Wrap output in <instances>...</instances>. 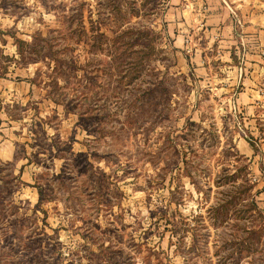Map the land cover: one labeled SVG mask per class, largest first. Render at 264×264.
Returning a JSON list of instances; mask_svg holds the SVG:
<instances>
[{
	"label": "rangeland",
	"instance_id": "374dc122",
	"mask_svg": "<svg viewBox=\"0 0 264 264\" xmlns=\"http://www.w3.org/2000/svg\"><path fill=\"white\" fill-rule=\"evenodd\" d=\"M106 1L0 0V185L26 182L8 184L0 264H264L260 216L238 217L264 208V35L195 69L168 0ZM78 12L144 32L132 83L78 39Z\"/></svg>",
	"mask_w": 264,
	"mask_h": 264
},
{
	"label": "crops",
	"instance_id": "0c3cea01",
	"mask_svg": "<svg viewBox=\"0 0 264 264\" xmlns=\"http://www.w3.org/2000/svg\"><path fill=\"white\" fill-rule=\"evenodd\" d=\"M173 9V44L191 48L194 68L205 60V49L216 46L218 58L236 57L240 38L264 35V0H168ZM181 19V21H178ZM178 25V27H177ZM188 41V43L186 42ZM190 41V43H189ZM191 62V63H192ZM204 67V66H203ZM205 68V67H204Z\"/></svg>",
	"mask_w": 264,
	"mask_h": 264
},
{
	"label": "trees",
	"instance_id": "16d2710c",
	"mask_svg": "<svg viewBox=\"0 0 264 264\" xmlns=\"http://www.w3.org/2000/svg\"><path fill=\"white\" fill-rule=\"evenodd\" d=\"M106 5L107 6L113 5L112 9H115L116 11L119 12L122 10V6H123L118 0H108L105 2L104 6ZM82 14L83 12L77 13L78 20H76L75 24L73 25V30L77 32L76 35L78 36V39H82V37L85 35L87 36L86 39L89 40L88 41L84 40V41L91 43L92 51L98 52L100 50H106L107 54H109L111 57L107 66L103 67L104 68L103 70L108 71L111 76L116 75L117 82H121L124 79L123 81L125 85L132 83V81H134L140 74H142L144 69L147 67L146 64L147 62H145L146 60L144 61L142 58V54H141L142 48L136 47V45L141 44L140 42L141 40H139V38L141 37V35H144V32L140 30L138 32L141 35L140 34L136 35L137 33L136 29H134L133 27H129L116 33L113 37H110L104 31L100 30L99 25L98 26L96 25L97 20L93 19L92 17L89 19L91 25L90 28L88 29L84 23L85 19L82 17ZM42 39L48 42L47 45L52 46V44L49 43L48 38L44 37ZM47 45L35 43L33 52H36L38 54L40 51H42V55L47 56L48 50L45 49ZM147 47H150V44L147 45ZM149 51H151V49L144 50L143 52L147 53ZM35 59H38V56H36ZM53 59L57 60L56 67H58L59 71L65 72L66 68H63L62 59L58 58V56H55V58ZM14 178H16V181L14 182V184L16 185L19 184L20 182L26 183L24 180L21 179L20 176H13V175L9 176L8 174V177L4 178L3 175V184L0 185V221L6 215L7 208L5 206V203L6 201H10L7 192H9V190L11 189L8 186V184H10ZM254 186L255 183L253 182L251 184H248L246 188L249 191H251V189ZM243 190L246 189L244 188ZM260 191L262 190H257V192ZM42 192H43L42 188L39 187V194H40L39 201L42 200V195H43ZM225 202L228 203V198L227 201ZM237 203L238 201L235 202L234 205H236ZM220 205L221 206H218L215 209V214L216 215L221 214L222 216L227 215L230 209L229 206L224 203H221ZM245 205H247V207L243 209L248 211L249 215L240 214V216L238 217L241 219L250 218V220L253 221L254 217L256 216V213H258L257 215L260 216V222L262 223V225H264V208L258 205L255 198H252L250 203L245 202ZM243 209H240V211Z\"/></svg>",
	"mask_w": 264,
	"mask_h": 264
}]
</instances>
